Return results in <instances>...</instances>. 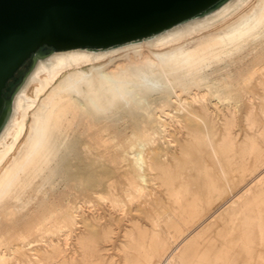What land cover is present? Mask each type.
Here are the masks:
<instances>
[{"label":"bare ground","instance_id":"6f19581e","mask_svg":"<svg viewBox=\"0 0 264 264\" xmlns=\"http://www.w3.org/2000/svg\"><path fill=\"white\" fill-rule=\"evenodd\" d=\"M263 34L264 0H226L207 14L143 41L37 57L0 129V264H77L67 257L66 248L51 240L50 249L25 243L35 229L55 226L49 214L58 204L48 207V199L42 198L33 210L23 212L16 203L39 176L48 179L60 171L67 182L94 189L103 182L94 170L108 173V163L118 166L123 160L131 168V191H144L150 181L159 180L173 203L155 216L154 209L147 212L154 216L152 231L138 223L127 231L126 264H264V147L250 139L238 145V152L231 110L238 98L223 93L225 85H238L264 94V40L257 42ZM248 45L253 46L244 53ZM235 56L239 64L250 57L248 70L236 76L217 67ZM257 98L258 114L264 118V96ZM226 103L228 114L221 109ZM260 117L250 112L244 119L256 126ZM220 122L227 130L222 136ZM62 145L72 157L57 154ZM109 152L115 154L111 162L97 159ZM111 232L107 229L106 235ZM83 238L80 243L87 246ZM26 245L32 252L24 251ZM93 258L90 264H96Z\"/></svg>","mask_w":264,"mask_h":264},{"label":"water","instance_id":"95a60500","mask_svg":"<svg viewBox=\"0 0 264 264\" xmlns=\"http://www.w3.org/2000/svg\"><path fill=\"white\" fill-rule=\"evenodd\" d=\"M225 1L0 0V129L37 57L143 41ZM21 69L24 75L19 80Z\"/></svg>","mask_w":264,"mask_h":264},{"label":"rangeland","instance_id":"374dc122","mask_svg":"<svg viewBox=\"0 0 264 264\" xmlns=\"http://www.w3.org/2000/svg\"><path fill=\"white\" fill-rule=\"evenodd\" d=\"M264 40V34L259 38V40L257 41L258 43H262ZM260 41V42H259ZM194 45V43H193ZM263 45H264V42H263ZM253 46V45H252ZM251 45H248L246 46V49L244 51V53H247L248 50L250 51V49L252 48ZM256 47H258V50L262 47L261 45H256ZM247 51V52H246ZM256 51V50H255ZM233 60H231L230 58L229 59H226L225 61H221L217 67L218 68H221L220 70L225 73L226 71L225 70H231L233 72L234 75H239L241 72L245 71L246 69L248 70V68L250 67V62H249V59H247L246 61H244L243 63L241 62L240 64L237 63L235 61L236 59V56L235 58L233 57L232 58ZM226 62V63H225ZM234 62V64H233ZM233 65H232V64ZM237 63V64H236ZM226 64V65H225ZM248 65V66H247ZM224 66H226L224 68ZM230 66V67H229ZM235 66V67H234ZM228 67V68H227ZM248 67V68H246ZM224 70H223V69ZM234 68H236V70H234ZM238 68V69H237ZM235 71V72H234ZM239 71V72H238ZM24 75V69H21L18 73V77H19V80H21V78L23 77ZM18 80V81H19ZM16 85V83L12 82L11 83V87L14 88ZM226 86V89L223 90V93H226L224 95H232L234 97H237L238 99H236V103L231 110H233L234 114H235V123L234 125L232 126V133H233V137L236 138V143H237V150L239 149L238 152H240V149H242L243 146H245L246 144H249L250 143V139H254L258 144L262 145V147H264V118H262L261 115L258 114L259 110H260V102H258V100L260 101V99H258L257 97L259 95H262L264 96V94H262L263 92L259 90V88H253V89H250L249 92L248 90H243L244 87H240L238 85H234L233 86ZM224 86V87H225ZM230 89H229V88ZM233 87V88H232ZM237 88V89H236ZM233 89V90H232ZM236 89V90H235ZM227 90V91H226ZM230 90V91H229ZM242 90V91H241ZM238 91V92H237ZM244 91H247V92H244ZM256 91V92H255ZM232 92V93H230ZM237 92V93H236ZM244 92V93H243ZM254 92V93H253ZM259 94H258V93ZM262 92V93H261ZM241 94V95H239ZM258 94V96H257ZM238 95V96H237ZM256 96V97H255ZM251 98V99H250ZM241 99V101L239 100ZM258 99V100H257ZM247 100V101H246ZM253 100V102H252ZM255 100V101H254ZM255 102V103H254ZM249 104V105H248ZM226 105V106H225ZM225 105H221V109H223V111H225L227 114L230 112V109H228L227 107V103ZM241 105L244 107H241ZM251 105H252V108L255 106V108H251ZM259 105V107H258ZM236 106V107H235ZM249 106V108H248ZM223 107V108H222ZM241 107V108H239ZM237 109V110H236ZM258 109V111H257ZM240 110V111H238ZM255 110V111H254ZM242 112V113H241ZM244 112V113H243ZM247 112H252V114H254V116L256 117H260L258 118L257 122L258 124H260L258 126L257 122H256V126L254 125H251L250 122L247 123V121L244 119V117L247 119V116L249 115V113ZM238 113V114H237ZM247 113V114H246ZM241 114V115H240ZM256 114H258V116H256ZM243 115V117H242ZM240 118V119H239ZM242 118V119H241ZM260 119V120H259ZM238 120V121H237ZM223 122V121H222ZM244 122V123H243ZM246 122V124H245ZM262 122V123H261ZM223 124V123H222ZM221 122L219 124H217V127H219V131H220V135L222 136V134L226 133V126L225 124L222 125ZM243 124V125H242ZM249 124V125H248ZM263 124V125H262ZM248 125V126H247ZM245 126H247L246 128H244ZM254 126V127H253ZM223 127L225 130H223ZM252 128V129H251ZM263 128V129H262ZM248 129V130H247ZM258 129V130H257ZM222 130V131H221ZM236 130V131H235ZM244 131V132H243ZM260 131V133H259ZM238 133V134H237ZM237 134V135H236ZM246 134V135H245ZM250 136H248V135ZM251 134V135H250ZM258 134L261 136L259 137ZM253 135V136H252ZM254 135H255V138H254ZM237 136V137H236ZM245 138H243V137ZM247 136V137H246ZM244 141H242V140ZM263 139V140H262ZM240 141H242L243 143H241ZM240 142V143H239ZM261 142V143H260ZM239 143V144H238ZM263 143V144H262ZM242 146L241 148L239 146ZM138 148V147H137ZM65 153L66 157H72V152H70L69 150H67L65 148V145H62L59 149V151L57 152L58 155H60L61 153ZM237 152V153H238ZM69 153V155H68ZM71 154V155H70ZM112 154V155H111ZM109 155V156H108ZM114 152H109L108 154H106V156L104 155V157H100L98 156L97 159L99 160H105V162H111V158L114 156ZM111 156V158H110ZM58 158V157H57ZM122 157H120L121 159ZM108 159V160H107ZM126 161V162H125ZM123 160L121 165H114L113 162L112 163H108L110 164V169L108 170L109 172H100L97 170V168L94 170V176L95 177H100L102 179V184L99 185V187H96V188H92L91 189V186L88 184L86 185L85 183L81 184V183H77V184H74V183H69L67 182V180L64 178L63 175H60L62 174V172L60 171H57L55 173V176L53 175L52 177L50 178H42L43 176H39L37 178L34 179V182L32 184V186L27 189V191L25 192V194L23 195L22 197V200L21 201H18L16 203L17 207L22 210L23 212H27V211H31L33 210V208H35L34 206H37L39 200H41L42 198H47L48 199V204L49 206L48 207H52L53 204L54 206L57 205L56 209L59 208L58 210H55V212H51L49 214L50 218H52V220H56V223H55V226L52 227L51 225L49 226V228L47 230H42V231H39L37 229H35V233L32 232V233H28L27 234V241L25 242L26 244L28 242H33L32 245H35V242H36V247L38 246V249H44V248H47L48 246V242L49 244L53 241L55 243H58L60 245H62L61 247H64L66 248L65 250V254L67 255V257L69 259L71 258H75L77 262V264H90L92 258L96 261V264H126L125 263V260H124V256H125V251L123 249V245L126 243L125 241L127 240V237H126V233L129 229H131L135 223H138L140 224L142 227L144 228H148L149 227V230L152 231V229H154V225L153 224V218L154 216L156 215V213L159 211V209H161L162 207L163 208H166V207H170V206H173L171 205L172 203V200L171 198L168 196V193H167V188L166 186H164L163 184L159 183V180L155 181L154 183V180L153 182H149L148 185H145L144 187V191H141V192H137L135 189L133 191H131V189H133L129 184V176L130 175L129 173L131 172L130 171V167L126 164H128V160ZM112 165V166H111ZM126 168L127 171H123L124 169ZM130 169H129V168ZM121 168V169H120ZM119 169V170H117ZM123 169V170H122ZM121 170V171H120ZM130 172H129V171ZM116 171V172H115ZM113 172V173H112ZM99 173V175H98ZM111 173V174H110ZM103 174V175H102ZM110 175V176H107ZM116 174V175H115ZM118 174V175H117ZM122 177H121V176ZM124 175V177H123ZM153 175V174H152ZM151 175V178H155V176ZM58 176V177H57ZM63 176V177H62ZM107 176V177H106ZM126 176V177H125ZM110 177V178H109ZM120 177V178H119ZM59 178V179H58ZM64 178V179H63ZM104 178V179H103ZM106 178V179H105ZM108 178V179H107ZM122 178H125V179H122ZM43 179V180H42ZM52 179V181H51ZM61 179V180H60ZM116 181V184H115V180ZM42 180V181H41ZM48 180V181H47ZM49 180L51 182H49ZM121 182H120V181ZM124 180L126 182H124ZM65 181V182H64ZM110 181V182H109ZM40 182V183H39ZM42 182V183H41ZM58 184H57V183ZM118 182L121 184L118 185ZM67 183V184H66ZM113 187H111V185ZM128 183V184H127ZM152 183V184H150ZM44 184V185H43ZM48 184V185H47ZM65 184V185H64ZM85 184V185H84ZM59 185V186H58ZM64 185V186H63ZM67 185V186H66ZM74 185V186H73ZM79 185V186H78ZM107 185V186H106ZM110 185V186H109ZM124 185V186H123ZM161 185V186H160ZM36 188H35V187ZM50 186V187H49ZM84 188H82V187ZM110 188H109V187ZM118 186V187H117ZM123 186V187H121ZM69 187V188H68ZM127 187V188H126ZM129 187V189H128ZM45 188V189H44ZM61 188H63L61 190ZM68 188V189H67ZM113 188V189H112ZM117 188V189H116ZM119 188V189H118ZM124 188V189H123ZM131 188V189H130ZM72 189V192L70 190ZM74 189V190H73ZM128 189V190H126ZM43 190V191H42ZM51 190V192H49ZM59 190V191H58ZM80 190V191H79ZM117 190H118V193H117ZM126 193H125V191ZM154 190V191H153ZM37 191V192H36ZM40 191V192H39ZM45 191L47 192V194H45ZM61 191V192H60ZM78 191V193L76 192ZM88 191V193L86 192ZM110 191V193H109ZM121 191V192H120ZM124 191V192H123ZM131 193H130V192ZM156 191V192H155ZM160 191V192H159ZM68 192V193H66ZM70 192V193H69ZM75 192V193H74ZM83 192V193H82ZM95 194H93V193ZM99 192V193H98ZM101 192V194H100ZM113 192V193H111ZM123 192V193H122ZM137 192V193H136ZM159 192V193H158ZM164 194H162V193ZM38 193V194H37ZM40 193V194H39ZM50 193V194H48ZM82 193V194H81ZM98 193V195H96ZM151 193V194H149ZM158 193V194H157ZM166 193V194H165ZM66 194V195H65ZM68 194V195H67ZM72 194V195H71ZM104 196H103V195ZM108 194V195H107ZM114 195V196H111V195ZM116 194V195H115ZM124 194V195H123ZM154 194H155V197H154ZM162 194V195H161ZM54 195V196H53ZM57 195V196H56ZM71 195V196H70ZM76 197L74 199V196ZM91 195H95V196H98L97 197H93ZM106 195V196H105ZM119 195V196H117ZM132 195V196H130ZM160 195V196H159ZM38 196V197H37ZM48 196V197H47ZM62 196V197H61ZM65 196V197H64ZM87 196V198L85 197ZM109 196V198H108ZM117 196V197H116ZM130 196V197H129ZM158 196V197H157ZM64 197V198H63ZM92 197V198H91ZM99 197L101 199H99ZM103 197V198H102ZM113 197V199L111 198ZM115 197V198H114ZM129 197V198H128ZM146 197V198H145ZM153 197V199H152ZM157 199L155 200L154 198ZM163 197V198H161ZM170 200H168V198ZM33 198V199H32ZM38 198V199H37ZM59 199L58 201L55 200V199ZM66 198V199H65ZM73 198V199H71ZM86 198V199H85ZM119 198V199H118ZM149 198V199H147ZM52 201H51V200ZM55 201H54V200ZM63 199V200H62ZM85 199V200H84ZM88 199V200H87ZM104 199V200H102ZM115 200V199H118L116 201H113L111 203V200ZM125 199V200H123ZM141 199V200H140ZM160 199V200H159ZM162 199V200H161ZM32 200V201H31ZM65 200V201H64ZM72 200H75L73 201V204H72ZM80 200V201H79ZM89 200H91L89 202ZM95 200V201H94ZM138 200V201H137ZM146 200V201H144ZM150 200V201H148ZM153 200V201H152ZM9 201H11V199H9ZM57 201V202H56ZM62 201V202H61ZM69 201V202H68ZM71 201V202H70ZM88 201V202H87ZM118 201V202H117ZM121 201V202H120ZM123 201V202H122ZM142 201V202H141ZM144 201V202H143ZM155 201V202H154ZM165 201V203H164ZM171 201V202H170ZM26 202V203H25ZM51 202V203H50ZM66 202V203H65ZM77 202V203H75ZM148 202V204H147ZM150 202V203H149ZM168 202V203H167ZM119 203V204H118ZM143 203V204H142ZM145 203V205H144ZM153 203V204H152ZM158 205H157V204ZM163 203V204H162ZM167 203V204H166ZM32 204V205H31ZM64 204V205H63ZM92 204V205H91ZM115 204V205H114ZM117 204V205H116ZM121 204V205H120ZM123 204V205H122ZM166 204V205H164ZM173 204V203H172ZM30 205V206H28ZM60 205V206H59ZM66 205V206H65ZM82 205V206H81ZM84 205V206H83ZM90 205V207H89ZM120 205V206H119ZM126 205V206H125ZM140 207L141 208H145V211H136L134 210L135 208L137 207ZM150 205V206H149ZM155 205V206H153ZM164 205V206H163ZM29 208H27V207ZM68 206V207H67ZM92 206V208H91ZM94 206V207H93ZM95 206L98 207L95 209ZM114 206H116L114 208ZM121 206L123 208H121ZM125 206V208H124ZM145 206V207H144ZM218 205H216L217 207ZM228 206L225 205L223 208L220 209L219 212H221L222 210L225 209V207ZM3 206L0 207V210L2 209ZM65 207V209L63 208ZM75 207V208H73ZM82 207V208H81ZM84 207V208H83ZM87 207V208H86ZM104 207V208H103ZM114 209H113V208ZM118 207H119V210H118ZM132 209H129L131 208ZM31 208V209H30ZM68 208V210H67ZM134 208V209H133ZM148 208V210H147ZM158 208V210H157ZM72 209V210H70ZM122 209V210H121ZM151 209H154L151 211ZM26 210V211H25ZM52 210V209H51ZM50 210V211H51ZM63 210V212L61 211ZM76 210V211H75ZM111 210V211H110ZM114 210V211H113ZM124 210V211H123ZM129 210V211H127ZM133 210V211H132ZM58 211H59V215H58ZM61 211V212H60ZM80 211V212H79ZM87 211V212H86ZM96 211V212H95ZM98 211V212H97ZM102 211V212H101ZM121 211V212H120ZM151 211L153 213L150 212V214H148L147 212ZM92 212V213H91ZM95 212V213H93ZM116 212V213H115ZM139 212V213H138ZM145 212V213H143ZM69 213V214H68ZM72 213V214H71ZM78 213V214H77ZM84 213V214H83ZM101 213V214H100ZM77 214V215H76ZM112 214V215H110ZM137 214V215H136ZM57 215V216H56ZM97 215V216H96ZM59 216V218H58ZM151 218L149 219L148 218ZM56 217V218H55ZM65 217V218H64ZM78 217V218H77ZM80 217V218H79ZM82 217V218H81ZM61 218L63 220H61ZM75 218V219H73ZM99 219V220H98ZM60 220V222L58 223V221ZM69 220V221H68ZM96 220V222H95ZM91 221V222H90ZM52 222V221H51ZM62 222V223H61ZM67 222V223H66ZM77 222V223H75ZM64 224V225H63ZM70 224V225H68ZM84 224V226H83ZM95 224V225H94ZM75 225V227H74ZM82 225V228L79 227ZM60 228H59V227ZM72 226V227H71ZM77 226V227H76ZM107 226V227H106ZM132 226V227H131ZM164 226V225H163ZM56 227V228H55ZM64 227V229H63ZM67 229H66V228ZM54 230H52V229ZM76 228V229H75ZM164 228V227H162ZM59 229L61 231H59ZM63 229V231H62ZM80 229V230H79ZM84 229V230H83ZM86 229V231H85ZM107 229H111L112 232L109 234V236L106 235V230ZM49 230V232H48ZM73 230V231H72ZM47 231V233H46ZM65 231V232H64ZM69 233H68V232ZM83 231V232H82ZM40 232V233H39ZM68 234H67V233ZM71 232V233H70ZM257 232V230H256ZM37 233V235H35ZM60 233V234H59ZM65 233V234H64ZM75 235H74V234ZM80 233V234H79ZM33 234V236H32ZM40 234V235H39ZM43 234V236L41 235ZM47 234H51V235H47ZM70 234V235H69ZM82 234H84V236H82ZM125 234V235H124ZM81 235V236H80ZM29 236V237H28ZM41 236V237H40ZM61 238H60V237ZM31 237V238H30ZM34 237V238H33ZM38 237V238H37ZM43 237H45L43 239ZM55 237V238H54ZM70 237V238H69ZM80 239L81 237L87 241V246L83 245L80 243L81 239L79 240L78 238ZM37 238V239H35ZM60 238V239H59ZM65 238V239H64ZM35 239V240H34ZM57 241H55V240ZM67 239V240H66ZM77 239V241H76ZM47 240V241H46ZM51 240V242H50ZM65 240V241H63ZM43 241V242H42ZM73 241V242H72ZM47 242V243H45ZM78 242V243H76ZM39 243V244H37ZM66 243V244H65ZM69 243V244H68ZM41 244V245H40ZM43 244V245H42ZM64 244V246H63ZM71 244L73 246H71ZM29 246L31 245H26L25 246V250L26 252L30 253L32 251H30L28 248ZM74 247V248H73ZM79 247V248H78ZM50 249V247H48ZM72 252V253H71ZM75 253V254H73ZM86 253H87V257L86 256ZM73 254V255H72ZM75 255V256H74ZM73 256V257H72ZM83 256V257H82ZM93 256V257H92ZM88 258V259H86ZM84 259V260H83ZM87 260V263H85ZM124 260V262H123ZM89 261V262H88ZM109 262V263H108Z\"/></svg>","mask_w":264,"mask_h":264}]
</instances>
